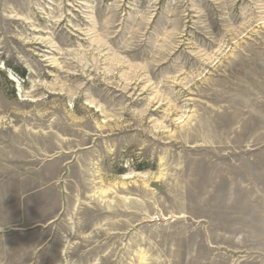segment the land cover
<instances>
[{"label":"rangeland","instance_id":"rangeland-1","mask_svg":"<svg viewBox=\"0 0 264 264\" xmlns=\"http://www.w3.org/2000/svg\"><path fill=\"white\" fill-rule=\"evenodd\" d=\"M0 264H264V0H0Z\"/></svg>","mask_w":264,"mask_h":264}]
</instances>
